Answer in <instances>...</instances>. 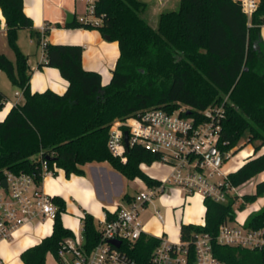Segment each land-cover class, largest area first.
I'll return each mask as SVG.
<instances>
[{
	"label": "trees",
	"instance_id": "trees-1",
	"mask_svg": "<svg viewBox=\"0 0 264 264\" xmlns=\"http://www.w3.org/2000/svg\"><path fill=\"white\" fill-rule=\"evenodd\" d=\"M6 20L7 40L15 61L0 53V70L22 91L24 101L15 104L0 121V175L6 171L27 173L42 183V163L56 174L84 176L88 163L107 162L128 180L141 179L152 186L159 181L141 169L162 159L141 146L128 150L127 164L121 163L107 147L111 124L147 109L202 119L212 106L225 104L220 121L219 145L223 151L239 153L252 146L254 157L229 175L240 187L264 173V0L248 23L239 0H180L175 12L162 17L158 29L143 18L146 5L140 0H95L94 16L99 24L75 18L67 28L98 30L118 42L120 56L108 84L101 74L83 67L81 45L49 44L46 62L39 67L56 68L68 82L63 94L50 89L32 92L29 56L19 46L20 30H33V21L23 0H0ZM33 32V31H32ZM49 33V28L44 35ZM41 43V32H33ZM7 95L0 89V110ZM249 133L241 146L244 135ZM264 197V179L255 193L246 195L239 209ZM131 196L124 200L129 202ZM59 211L50 236L21 253L24 264H46L48 253L57 254L61 243L74 233L63 224L66 202L54 197ZM237 199L227 204L205 200V225H182L181 241L192 242L196 235L209 234L215 256L229 264H264V251L218 244L220 227L236 220ZM108 213V218L112 215ZM82 227L89 247L99 231L94 217L85 213ZM245 226L264 227V208L251 214ZM160 244L154 236L143 235L129 254L139 264H152V252Z\"/></svg>",
	"mask_w": 264,
	"mask_h": 264
},
{
	"label": "built area",
	"instance_id": "built-area-1",
	"mask_svg": "<svg viewBox=\"0 0 264 264\" xmlns=\"http://www.w3.org/2000/svg\"><path fill=\"white\" fill-rule=\"evenodd\" d=\"M80 1L87 4V12L79 21L101 23L102 20L94 16L95 0ZM239 2L251 25L259 0ZM46 29L41 31L40 45L44 51ZM224 107L223 103L208 108L202 113V119L183 115L189 109L182 108L174 113L147 109L113 121L107 147L114 157L127 164L128 150L141 146L153 154L162 155V159L152 166H168L171 171L158 184L146 185L126 205L110 212L111 219L107 213L98 224L99 236L92 247L87 244L83 227L73 237L65 239L54 255L55 264H139L128 251L135 248L143 235H149L140 220V209L164 194L168 187L181 189L190 196L199 195L204 204L206 199L223 204L237 199L240 196L238 187L229 181V175L237 170L230 164L242 150L235 154L220 148V121L224 117ZM252 157L253 149L243 160ZM140 167L147 171L149 166L141 164ZM42 171V182L53 175L46 160L42 163ZM53 199L54 195L37 184L30 174L6 171L0 175V243L17 239L22 228L35 222L44 226L52 223L53 229L59 211ZM156 215L163 219L160 211ZM156 238L160 244L152 252V264H229L215 256L209 234L196 235L192 242ZM112 241H119L120 246L116 247ZM216 241L223 246L264 251V227L248 228L245 224L227 222L220 227ZM0 264H6L1 257Z\"/></svg>",
	"mask_w": 264,
	"mask_h": 264
},
{
	"label": "crops",
	"instance_id": "crops-1",
	"mask_svg": "<svg viewBox=\"0 0 264 264\" xmlns=\"http://www.w3.org/2000/svg\"><path fill=\"white\" fill-rule=\"evenodd\" d=\"M146 5L143 13V18L153 28L158 29L163 16L175 12L178 8L180 0H140ZM78 2V0H75ZM74 0H23V8L25 14L33 21V32H41L43 28L48 27L49 33L44 37V40L49 44H66V45H81L83 51V67L87 71H95L101 74L102 83L106 85L109 83L112 73L115 69L116 63L120 56V49L118 42H111L105 39V36L98 30H90L83 28H67V18L72 11L76 9ZM77 20L76 14H73ZM31 30H20L18 43L22 52L29 56V66L31 68L30 88L32 92H44L48 89L63 94L68 88V82L62 77L61 72L56 68L47 66L39 67L40 64L46 62L45 51L38 47V40ZM30 37L32 44L25 45L23 43V36ZM40 45V44H39ZM0 53L7 55L12 61H15V54L10 49L7 40L6 20L0 9ZM9 78L0 70V89L7 95V101L0 110V121H3L11 108L15 104L23 103L24 97L22 91L16 89L14 98H9V91L11 89ZM12 84V83H11ZM13 85V84H12ZM251 152V151H250ZM249 152V153H250ZM107 162L88 163L84 166V176L71 175L66 176L65 171L61 169L56 170V174L48 176L45 181L41 183L43 188L54 195V197H61L66 202L67 214L71 211L72 201L78 203L79 210L82 214L72 225L63 224L69 228L73 233H78L82 229V217L85 213H89L94 217L96 224L106 218L107 212H114L119 207L126 205L128 202L124 200L128 193L124 192V186L117 189V193L112 197L109 193V188L113 187V182L106 178H99L100 172L107 170ZM149 168H155L158 173H149ZM170 167L160 166L158 164L149 166L145 171L150 177L160 181L170 173ZM111 179L119 182L120 176L112 172ZM132 181V180H130ZM136 183V193L143 189L146 184L141 179L132 181ZM116 187V186H115ZM167 191V192H166ZM165 193L159 196L162 205L170 206L171 219L165 221L160 210H156L148 220L144 223L146 233L154 237H165L170 241L175 239L170 236V233L177 232L178 239H181L182 225H205L206 207L201 197L198 195L190 196L185 191L174 187H168ZM120 197L121 201H116L115 198ZM133 198V196H131ZM199 198V199H198ZM153 200L150 203H154ZM149 203L145 206L147 207ZM202 208V209H201ZM160 211L163 219L160 220L156 212ZM78 213V211H76ZM75 216V214H72ZM46 227V225L44 226ZM30 230L24 227L21 232ZM170 230L172 232H170ZM47 231V230H46ZM50 231V230H49ZM45 232L43 238L38 241V237L25 236L20 242L26 249L39 244L45 237L50 236ZM48 234V235H47ZM17 238V239H18ZM21 252V253H22Z\"/></svg>",
	"mask_w": 264,
	"mask_h": 264
},
{
	"label": "rangeland",
	"instance_id": "rangeland-1",
	"mask_svg": "<svg viewBox=\"0 0 264 264\" xmlns=\"http://www.w3.org/2000/svg\"><path fill=\"white\" fill-rule=\"evenodd\" d=\"M76 6V9L74 11H72L70 14H76L78 19L80 18H84L85 14L87 12V4L85 2H82L80 0H78V2H75L74 0V5ZM90 19H95L90 17ZM261 38L264 41V26H262L261 28ZM23 43L26 45H35L32 44L30 37L26 36V34H24L23 38ZM38 47H40V49H42L41 45L38 44ZM9 85L11 87V89H13V91H9V98H14V92L17 89L15 86H13L11 84V82H9ZM249 133L247 132L244 135L243 138V142L241 143V146L245 144L246 140L248 139ZM253 149L252 146H246L245 149H243L242 151H247L250 152ZM264 152V149L261 151V153ZM255 156V155H254ZM239 155L237 157H234L233 161L231 162L230 166H235L237 164V161L239 160ZM107 170H103V172H100L99 178H106L109 181L111 180L113 182V187L109 188V193L111 194V196L113 197L116 193H117V189L121 188V186H124V192L130 194V196H135L136 194V183L138 182H132L130 180H128L127 178H125L124 176H122V174L118 173L117 171H115L111 166L107 165ZM112 172L115 173L116 175H119L121 178L119 180V182H116V184H114V179L112 180ZM149 173H158V170H156L155 168H149ZM264 179V173L259 175L258 177L252 179L251 181L247 182L244 185H241L240 187H238V193H239V197L237 198V203L235 205V211H236V220L234 222H232L233 224H245L247 218L253 214L256 213L260 210H262L264 208V197L258 199L256 202L254 203H248L246 204V208L243 210H240L239 207L240 205L244 202V198L246 195H251L253 193H255V188H256V184L257 182L261 181ZM116 186V187H115ZM167 192V191H166ZM199 197V196H198ZM115 198V197H114ZM159 198V197H158ZM156 198L154 203H149V205L147 207L141 208L140 209V219L145 223L148 218L154 214V212L156 210H160L165 221H169L171 219V214H170V206H166V205H162V201L160 202V200ZM199 199V198H198ZM116 201L120 200V197L115 198ZM79 205L78 203L72 201V207H71V211H68L67 214L63 215V220L64 223L67 225H72L76 219L75 218H79L80 219V215L78 214H82V211L79 210ZM202 209V208H201ZM76 211H78V213H76ZM72 214H75V216H73ZM28 227L30 230L25 231V232H21V235L18 239L13 240L10 243H0V257L2 258V260L6 263V264H24V262L21 259V252L24 249L23 245L20 244L21 240L23 238H25V236L29 235L32 237H38V241H40L41 238H43V234L47 231L48 234H50V232L52 231V223H48L46 225V227H44L43 223L40 222H35L30 224ZM47 230V231H46ZM45 231V232H44ZM173 231V230H172ZM170 230V232H172ZM47 234V235H48ZM174 233H170V236L172 238H174L175 240L178 239L177 237V232L175 235H172ZM173 241L172 242H177V241ZM46 264H55L54 262V254L52 252L48 253L47 258H46Z\"/></svg>",
	"mask_w": 264,
	"mask_h": 264
},
{
	"label": "water",
	"instance_id": "water-1",
	"mask_svg": "<svg viewBox=\"0 0 264 264\" xmlns=\"http://www.w3.org/2000/svg\"><path fill=\"white\" fill-rule=\"evenodd\" d=\"M75 20V16L73 14L68 15L67 18V25H71ZM105 39L107 41H110V37L109 36H105ZM126 143H128V136L126 135ZM6 186V182L3 183ZM112 243L116 246L119 247L120 246V242L119 241H112Z\"/></svg>",
	"mask_w": 264,
	"mask_h": 264
},
{
	"label": "bare ground",
	"instance_id": "bare-ground-1",
	"mask_svg": "<svg viewBox=\"0 0 264 264\" xmlns=\"http://www.w3.org/2000/svg\"><path fill=\"white\" fill-rule=\"evenodd\" d=\"M250 155L249 152L247 151H242L240 154H239V160L237 161V164L233 167L235 170H238L240 169L245 163L246 161L243 160V158H246ZM199 196V195H198Z\"/></svg>",
	"mask_w": 264,
	"mask_h": 264
}]
</instances>
